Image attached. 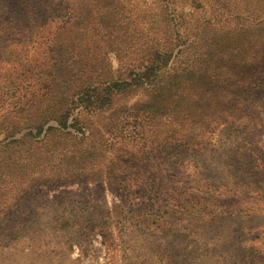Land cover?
I'll use <instances>...</instances> for the list:
<instances>
[{"label":"trees","instance_id":"obj_1","mask_svg":"<svg viewBox=\"0 0 264 264\" xmlns=\"http://www.w3.org/2000/svg\"><path fill=\"white\" fill-rule=\"evenodd\" d=\"M24 17L20 26L0 16V57L28 40L43 57L30 75L0 83V186L19 184L23 198L92 180L124 201L141 199L144 215L208 217L193 200L209 198L203 188L180 193L165 182L177 172L151 171L157 182L144 165L193 161L195 141L213 124L250 129V114L233 102L252 84L238 71L264 66V0H28ZM134 90L144 97L132 101ZM258 183L236 182L229 193L264 194Z\"/></svg>","mask_w":264,"mask_h":264},{"label":"rangeland","instance_id":"obj_2","mask_svg":"<svg viewBox=\"0 0 264 264\" xmlns=\"http://www.w3.org/2000/svg\"><path fill=\"white\" fill-rule=\"evenodd\" d=\"M27 1L0 0V16H11L25 26ZM85 42L82 46L93 50ZM6 46L0 43V54ZM11 47L6 49L13 50L11 58L6 60L7 53L0 57V83L30 75L28 69L43 57L42 48L30 40ZM109 56L117 73L119 61ZM240 72L249 74L252 84L233 105L250 114L248 131L232 134L225 124H213L195 141L189 157L193 161L165 163L158 158L153 166L144 165L148 177L151 171L166 168L177 172L179 180L165 182L173 183L180 193L203 188L209 198L193 200L211 211L208 217L198 220L180 212L165 220L144 215L141 212L146 210L140 209L144 205L137 203L141 199L124 201L112 189H101L98 181L53 184L23 198L19 184L5 183L0 186V264H264V194L261 190L229 193L236 182L252 181L251 186L258 187V181L264 180L254 175L264 173V66H243ZM142 97V90L129 94L132 101ZM34 162L32 170L38 174L42 163ZM156 175L149 178L159 182ZM219 186L222 191L215 189Z\"/></svg>","mask_w":264,"mask_h":264}]
</instances>
